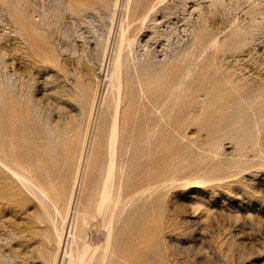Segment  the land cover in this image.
Wrapping results in <instances>:
<instances>
[{
	"label": "rangeland",
	"instance_id": "rangeland-1",
	"mask_svg": "<svg viewBox=\"0 0 264 264\" xmlns=\"http://www.w3.org/2000/svg\"><path fill=\"white\" fill-rule=\"evenodd\" d=\"M116 1L0 0V159L61 211L0 164V264L50 262L83 153L86 264H264V0Z\"/></svg>",
	"mask_w": 264,
	"mask_h": 264
},
{
	"label": "bare ground",
	"instance_id": "bare-ground-1",
	"mask_svg": "<svg viewBox=\"0 0 264 264\" xmlns=\"http://www.w3.org/2000/svg\"><path fill=\"white\" fill-rule=\"evenodd\" d=\"M131 1V0H130ZM120 0H117L114 4L113 8V23H115V18L119 9ZM123 7V6H122ZM77 9V8H76ZM84 11V9H77V14H80ZM74 12V11H73ZM150 12V11H149ZM148 18V17H147ZM145 20V19H144ZM146 23V21H145ZM114 34L113 28L110 30L109 35L105 38L106 41V51L104 50L105 55H107V48L110 46L111 37ZM132 37L128 36L126 33V30L123 29L120 33V45H119V51L117 55V68L112 74L108 75V79L111 81L112 85H116L115 80L118 81V89H122L124 84V77L122 75V52L124 50V46L126 44L132 43ZM148 40V39H147ZM152 39L148 40L144 47L147 49V54H152V52L148 49L151 47V41ZM2 50H4L5 54L7 53V47L4 49V47H1ZM3 62L6 64V59L2 58ZM105 60V56H104ZM104 62V61H103ZM147 71L144 73V75H147ZM149 74V73H148ZM4 76V75H3ZM143 76V75H142ZM116 78V79H115ZM142 82V80H141ZM149 93V91H148ZM121 94V93H120ZM119 95V94H118ZM149 95H152V93H149ZM1 97V96H0ZM121 97L120 95L118 96ZM118 98V100H119ZM118 103V102H117ZM160 105V104H158ZM156 106V105H155ZM154 107V106H153ZM117 108V107H116ZM120 108V107H119ZM116 111V113L120 112V110ZM117 113V114H118ZM115 115L114 121L112 123V131H111V138H110V152H109V162L106 167V171L102 177V186H101V196L99 201L96 203L95 210L99 214H105L107 212V209L109 207L110 202L113 199V192H114V178H115V167H116V160H117V154H118V145L120 142L119 134H120V125H119V116ZM87 144V143H86ZM85 144V145H86ZM86 148V147H85ZM86 153V152H85ZM86 156H81L80 164L77 169V176L76 180L71 192V195L69 197L68 203H67V209L65 216L62 218V223L59 224L57 220H53V232L55 236L56 241V252L52 254L50 262L48 264H86V258L91 250V247H93L92 242H89L87 240L88 237V216L89 212L83 211L79 214L78 210V193L80 188V181L82 173L86 175L88 170V165L86 164ZM89 159V157H88ZM88 162V161H87ZM0 164L5 166L9 171L13 172L19 179L23 180L25 183L29 182L30 184L27 186L28 189L34 193L40 196V201H42V197L48 199L49 191L47 187L44 184H40L36 178H25L22 174L18 173L16 170H14L12 167H10L4 160L0 159ZM84 179V178H83ZM122 185V184H121ZM82 186V185H81ZM122 189V187H120ZM121 191V190H120ZM36 195V196H37ZM135 196V195H134ZM51 204L54 207L55 211L59 214L60 211V205L59 201L55 199H51ZM44 207L47 208V205L44 204ZM90 210V209H89ZM91 211V210H90ZM74 215V218L71 223L72 216ZM69 219V222H68ZM66 223L68 225V228H66ZM79 224V225H78ZM111 232V230H110ZM109 232V235L107 236L108 246L111 244V234ZM107 257V252L105 255H103L104 260Z\"/></svg>",
	"mask_w": 264,
	"mask_h": 264
}]
</instances>
